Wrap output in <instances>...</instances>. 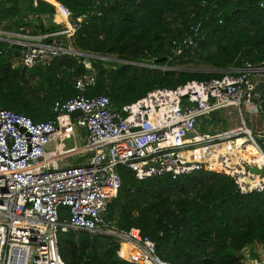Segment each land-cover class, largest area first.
<instances>
[{
	"label": "trees",
	"instance_id": "1",
	"mask_svg": "<svg viewBox=\"0 0 264 264\" xmlns=\"http://www.w3.org/2000/svg\"><path fill=\"white\" fill-rule=\"evenodd\" d=\"M57 1L73 19L82 17L72 40L85 55H59L48 65L27 68L19 62L21 47L0 40V106L33 122L54 120L55 107L80 93L105 95L119 110L155 87L220 78L246 63L264 66V0ZM54 14L46 0H0V30L52 32L61 28ZM197 23L194 36L191 26ZM189 37L192 44L185 41ZM85 61L96 81L80 91L75 80L90 72ZM183 63L212 70L170 68ZM255 100H264V88ZM218 113L203 117L200 130L218 121L225 129ZM259 140L264 152V133ZM117 173L120 185L107 203L105 221L138 230L170 264H244L245 247H264V193L240 192L231 176L197 169L176 179L163 174L139 180L126 166ZM58 247L65 264H135L130 248L111 234L59 232Z\"/></svg>",
	"mask_w": 264,
	"mask_h": 264
},
{
	"label": "built area",
	"instance_id": "2",
	"mask_svg": "<svg viewBox=\"0 0 264 264\" xmlns=\"http://www.w3.org/2000/svg\"><path fill=\"white\" fill-rule=\"evenodd\" d=\"M46 1L54 6V16L63 18L60 29L40 34L0 30V40L21 47L19 62L27 68L48 65L59 55H85L72 40L82 17L73 19L62 3ZM199 25L191 26L194 36ZM185 41L193 42L191 37ZM84 63L90 72L75 80L80 91L96 81L90 62ZM258 82H264V66L246 63L227 69L220 78L155 87L119 110L110 107L105 95L83 93L57 105V117L44 122L0 106V264H65L59 232L111 234L130 248L135 264H170L138 230H119L105 221L107 203L120 185L117 168H130L139 180L163 174L176 179L197 169L220 171L234 179L240 192L264 193V174L254 171L264 168L258 142L264 128L249 129L241 110H260L261 100L253 93ZM231 106L239 110L241 126L216 133L199 130L200 118ZM75 110L81 114L68 124L64 119ZM262 119L264 125L263 113ZM77 127L85 131V140L69 146L67 139ZM248 144L259 157L242 155ZM79 155L86 157L84 162H69ZM244 255V264H264L262 259L250 261L248 249Z\"/></svg>",
	"mask_w": 264,
	"mask_h": 264
},
{
	"label": "rangeland",
	"instance_id": "3",
	"mask_svg": "<svg viewBox=\"0 0 264 264\" xmlns=\"http://www.w3.org/2000/svg\"><path fill=\"white\" fill-rule=\"evenodd\" d=\"M58 22H61V18L59 19V17H55L54 16V23L55 24H59ZM107 57V56H106ZM109 59L110 58H115L114 56H109L108 57ZM102 59H105L102 58ZM108 61H111V60H108ZM172 69L174 68H184V69H190V70H204V71H211L212 69L207 67V66H193L189 63H183V64H180V65H177V66H172L170 67ZM258 95H255L254 98H257ZM242 113H243V118H244V121H245V125L251 129L253 132H258L259 130H262L264 128V125H263V119H262V113L260 110H258L257 112L255 113H250L249 110L247 108H243L242 107ZM228 118V121H229V126H228V129H231V128H234V127H238V126H241L242 125V120H241V116L239 115L238 111L236 110H231V112L229 113V115L227 116ZM70 145H71V142L72 141H67ZM256 170L258 172H261L262 174H264V168H261V169H258V167L256 168ZM256 170L254 169V171L256 172ZM247 249L244 248V254H245V251ZM249 252V251H248ZM249 259L251 258H255L258 256V254L254 251L253 247L251 248L250 250V253H249ZM251 257V258H250Z\"/></svg>",
	"mask_w": 264,
	"mask_h": 264
},
{
	"label": "crops",
	"instance_id": "4",
	"mask_svg": "<svg viewBox=\"0 0 264 264\" xmlns=\"http://www.w3.org/2000/svg\"><path fill=\"white\" fill-rule=\"evenodd\" d=\"M57 17H59V16H56V18ZM63 19L62 17H59V19ZM231 110H236V111H238V113H239V110H237V108L236 107H225V108H221V109H218V110H214V111H212L211 113H216V111L217 112H220V113H218V114H220V116L223 118V119H225L226 120V128L225 129H228V126H229V121H228V118H227V116L229 115V113L231 112ZM210 113V114H211ZM210 114H208L207 116H204V117H206V118H208V119H210V117H211V115ZM210 116V117H209ZM203 118V117H202ZM202 118H200V120H199V123H198V125H199V130H200V124H201V120H202ZM72 120H73V118H71V116L68 118V119H64V121L65 122H67L68 124H71L72 123ZM74 122V121H73ZM222 125H221V121H218V123H216V125H209V127H208V130L209 131H207V132H210V133H216V132H219V131H222V130H225L223 127H221ZM215 131V132H213V131ZM260 131V130H259ZM258 135H260V134H258ZM84 140H85V131L82 129V128H76L75 129V133H74V135H72V136H69L68 137V139H67V141H72L71 142V145L69 144V146H73V145H75V144H82L83 142H84ZM68 143V142H67ZM226 144V143H225ZM224 145V144H223ZM225 147V146H224ZM86 157L85 156H73L72 158H69V162H71V163H73V164H78V163H81V162H84V159H85ZM245 249H248V251H249V253H250V250L251 249H249L248 247H245ZM253 249H254V251L258 254V256L257 257H255V258H251L250 259V261H253V260H264V247H262V248H254L253 247ZM248 259H249V256H248Z\"/></svg>",
	"mask_w": 264,
	"mask_h": 264
},
{
	"label": "water",
	"instance_id": "5",
	"mask_svg": "<svg viewBox=\"0 0 264 264\" xmlns=\"http://www.w3.org/2000/svg\"><path fill=\"white\" fill-rule=\"evenodd\" d=\"M263 88H264V82H258L256 84L254 90H253V93H255V94L258 95V94L261 93V91H262ZM259 106H260V111L264 114V100H261L260 101ZM80 114H81V112L79 110H75V111H73V112L70 113V116H71V118H75V117H77ZM258 142H260V140H258Z\"/></svg>",
	"mask_w": 264,
	"mask_h": 264
},
{
	"label": "bare ground",
	"instance_id": "6",
	"mask_svg": "<svg viewBox=\"0 0 264 264\" xmlns=\"http://www.w3.org/2000/svg\"><path fill=\"white\" fill-rule=\"evenodd\" d=\"M237 142H240V141H237ZM239 144V143H238ZM249 146H251L250 144H248L246 146V149L242 152V155L245 157V158H250L252 155H256L259 157L257 151L254 149H250Z\"/></svg>",
	"mask_w": 264,
	"mask_h": 264
}]
</instances>
